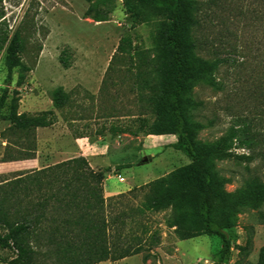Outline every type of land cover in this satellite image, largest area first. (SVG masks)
I'll return each mask as SVG.
<instances>
[{"label": "rangeland", "instance_id": "1", "mask_svg": "<svg viewBox=\"0 0 264 264\" xmlns=\"http://www.w3.org/2000/svg\"><path fill=\"white\" fill-rule=\"evenodd\" d=\"M196 1L197 23L184 37L192 71L184 99L187 121L201 149L219 147L233 127L249 132L250 147L235 144L209 156L208 165L223 193L250 198L216 213L231 241L223 264H261L264 0ZM89 7L87 0H0V97L5 91L10 98L19 97L21 113L55 110L54 124L37 129L34 159L41 164L0 162V181L50 166L44 159L57 153L73 158L76 145L91 166L105 170L104 182L122 186L106 197L103 184L106 214L113 221L108 244L114 253L95 264H217L222 248L218 237L182 239L178 233L192 222V198L178 197L159 210L144 209L145 192L139 187L164 179L175 188V171L190 162L174 147L175 134H148L142 126L155 118L152 106L159 88L155 21L136 23L123 0L106 6V21L94 20ZM16 33L23 41L21 64L9 70L4 54ZM215 59L221 60L218 67H212ZM60 86L68 100L59 109L53 106V92ZM7 125L0 117V159L11 152L2 137ZM50 225L42 221L39 229ZM32 242L42 251L49 248L35 236ZM137 247L141 251L134 253ZM14 255L13 249L0 246V264Z\"/></svg>", "mask_w": 264, "mask_h": 264}, {"label": "trees", "instance_id": "2", "mask_svg": "<svg viewBox=\"0 0 264 264\" xmlns=\"http://www.w3.org/2000/svg\"><path fill=\"white\" fill-rule=\"evenodd\" d=\"M87 1L94 20H108L110 10L106 6L112 0ZM123 1L136 23L155 21L159 88L152 106L155 118L150 123L144 120L142 126L148 134H175L174 147L190 159L175 171L178 182L175 188H170L164 179L139 187L145 192L144 209L159 210L178 197L192 198L194 217L189 227L178 233L182 239L203 234L218 237L222 248L217 264H223L231 241L227 227L216 219V213L222 208L230 210L244 205L250 198L244 194L229 197L223 193L208 158L215 153H225L235 144L250 147L249 132L233 127L219 147L207 149L199 148L191 136L184 99L192 71L189 45L184 37L197 23V1ZM22 49L23 41L16 33L4 54V64L9 70L21 64ZM219 63L221 60L215 59L212 67H218ZM67 100L64 88L57 87L53 92L54 108H63ZM0 117L8 122L2 137L11 150L0 162L20 161L36 158L37 129L54 124L55 110L21 113L19 97L10 98L5 91L0 97ZM104 179L105 170H95L88 159L80 155L41 169L20 171L13 178L0 181V224L4 227V232H0V246L15 251L7 264H95L113 258V248L108 244V229L113 221L106 214ZM42 221H50L52 225L39 229ZM33 236L49 248L42 251L41 245L33 244ZM140 251V247L134 249V253ZM259 259L264 264V247Z\"/></svg>", "mask_w": 264, "mask_h": 264}, {"label": "crops", "instance_id": "3", "mask_svg": "<svg viewBox=\"0 0 264 264\" xmlns=\"http://www.w3.org/2000/svg\"><path fill=\"white\" fill-rule=\"evenodd\" d=\"M81 139L82 138H77V141L81 140ZM75 150H76L77 154L74 155V156H71V157H77V156L82 155L81 152H80V148L78 146H76V145H75ZM56 155H58V156H56V157L52 156L50 158L46 157V159H44V163H46V166L47 165H51V163L52 164H56V163H58V162H60L62 160L68 159L67 157L61 158L62 155L59 154V153H57ZM59 155H61V156H59ZM49 159H50V161H51V159L52 160L54 159L55 161H52V162L49 163V161H48ZM34 161H38V163L41 164V162H39L40 161L39 159H27V160H22L21 162L33 163ZM92 167L98 169L97 166L93 165ZM104 188H105L106 197H107V196L114 195V194L118 193L120 191V188H122V186L120 185V182H104Z\"/></svg>", "mask_w": 264, "mask_h": 264}, {"label": "built area", "instance_id": "4", "mask_svg": "<svg viewBox=\"0 0 264 264\" xmlns=\"http://www.w3.org/2000/svg\"><path fill=\"white\" fill-rule=\"evenodd\" d=\"M119 179H121V181L124 179L121 175H119Z\"/></svg>", "mask_w": 264, "mask_h": 264}, {"label": "water", "instance_id": "5", "mask_svg": "<svg viewBox=\"0 0 264 264\" xmlns=\"http://www.w3.org/2000/svg\"><path fill=\"white\" fill-rule=\"evenodd\" d=\"M146 161V160H145Z\"/></svg>", "mask_w": 264, "mask_h": 264}]
</instances>
